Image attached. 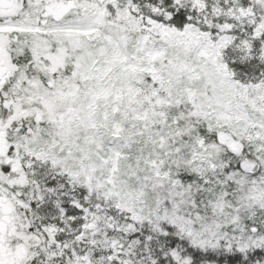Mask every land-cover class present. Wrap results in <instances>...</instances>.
I'll return each instance as SVG.
<instances>
[{
	"label": "snow or ice",
	"instance_id": "snow-or-ice-1",
	"mask_svg": "<svg viewBox=\"0 0 264 264\" xmlns=\"http://www.w3.org/2000/svg\"><path fill=\"white\" fill-rule=\"evenodd\" d=\"M0 264H264V0H0Z\"/></svg>",
	"mask_w": 264,
	"mask_h": 264
}]
</instances>
